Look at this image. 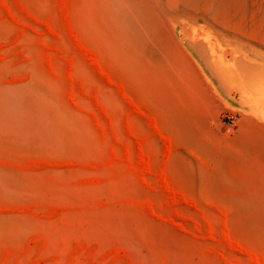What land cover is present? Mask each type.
Listing matches in <instances>:
<instances>
[{
	"label": "rangeland",
	"instance_id": "374dc122",
	"mask_svg": "<svg viewBox=\"0 0 264 264\" xmlns=\"http://www.w3.org/2000/svg\"><path fill=\"white\" fill-rule=\"evenodd\" d=\"M0 264H264V0H0Z\"/></svg>",
	"mask_w": 264,
	"mask_h": 264
}]
</instances>
